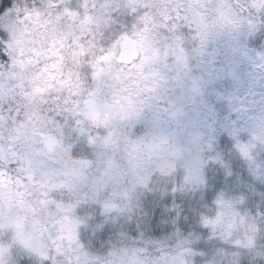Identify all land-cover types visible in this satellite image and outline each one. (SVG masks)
I'll list each match as a JSON object with an SVG mask.
<instances>
[{"label": "clouds", "instance_id": "1", "mask_svg": "<svg viewBox=\"0 0 264 264\" xmlns=\"http://www.w3.org/2000/svg\"><path fill=\"white\" fill-rule=\"evenodd\" d=\"M0 264H264V0H0Z\"/></svg>", "mask_w": 264, "mask_h": 264}, {"label": "flooded vegetation", "instance_id": "2", "mask_svg": "<svg viewBox=\"0 0 264 264\" xmlns=\"http://www.w3.org/2000/svg\"><path fill=\"white\" fill-rule=\"evenodd\" d=\"M226 139H227L226 137H222V142H223V141H226Z\"/></svg>", "mask_w": 264, "mask_h": 264}]
</instances>
